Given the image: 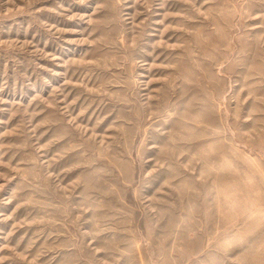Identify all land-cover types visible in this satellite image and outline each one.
Returning <instances> with one entry per match:
<instances>
[{
    "label": "rangeland",
    "instance_id": "374dc122",
    "mask_svg": "<svg viewBox=\"0 0 264 264\" xmlns=\"http://www.w3.org/2000/svg\"><path fill=\"white\" fill-rule=\"evenodd\" d=\"M0 264H264V0H0Z\"/></svg>",
    "mask_w": 264,
    "mask_h": 264
}]
</instances>
